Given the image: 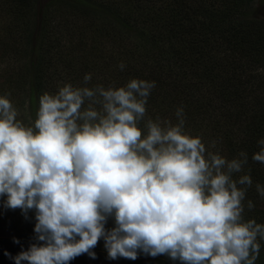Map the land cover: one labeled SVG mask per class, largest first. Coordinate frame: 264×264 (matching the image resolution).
<instances>
[{"label":"clouds","instance_id":"clouds-1","mask_svg":"<svg viewBox=\"0 0 264 264\" xmlns=\"http://www.w3.org/2000/svg\"><path fill=\"white\" fill-rule=\"evenodd\" d=\"M83 79L87 85L91 74ZM154 87L136 78L108 88L66 83L40 97L27 125L9 94L0 96V202L25 219L34 211L36 221L37 242L4 253L14 264L96 259L101 240L110 260L143 254L174 264H256L264 224L243 217L253 181L234 179L247 153L229 160L208 151L185 131L182 107L176 123L157 117L141 127ZM258 143L252 159L264 164ZM256 191L264 197V186Z\"/></svg>","mask_w":264,"mask_h":264},{"label":"trees","instance_id":"trees-1","mask_svg":"<svg viewBox=\"0 0 264 264\" xmlns=\"http://www.w3.org/2000/svg\"><path fill=\"white\" fill-rule=\"evenodd\" d=\"M33 1L9 0L3 2V5L9 7V4L22 3L21 8H24L31 7L28 3ZM63 1L64 7L68 9L82 0ZM145 1H149V4ZM250 2L251 0H124L125 10L118 9L119 13L112 2L109 5L106 3L101 12L100 23L108 26L101 25L96 29V34L107 35L106 43L116 44V41H121L120 35L123 36L124 30L117 33L114 29L115 25L110 19L112 11L120 16L124 26L129 28L127 31L132 29L140 35V40L131 42L124 58H111L105 65L106 70L114 76L113 79L107 77L104 71L102 76L100 73L96 75L97 85L92 82L87 87H119L133 78L154 81L155 87L147 100L146 115L141 127L153 117L176 123L175 113L182 107L186 132L194 131V136L201 137L198 132L203 125L209 129L203 140L206 148L215 137L218 139V152L229 160L238 157L241 151L246 152L248 163L242 172L234 174V179L250 174L253 181L243 201V217L245 220L255 219L257 223L264 224V197L256 191L257 184L264 186V164L252 159L254 153L261 151L262 146L258 142L264 140V85L256 81L257 76L243 79L240 73L232 75L231 78H228L229 75L220 77L219 74L234 53H237V58L248 57L253 63L264 67V32L261 31V22L244 18L243 13L238 10L242 6L250 5ZM223 3L228 7L221 6ZM16 10L19 14L18 8L11 9L14 16H18ZM47 10L43 9L45 14ZM40 21L35 30L40 36L36 45H31L30 38L25 47L23 44L17 45L18 39L9 41L6 38L8 42H0L1 62L12 58V53L21 55L20 61L23 64L16 65L15 68L11 67L13 64H9L8 68L12 70L3 75L5 82L1 85L0 96L9 94L8 98L14 107L24 113V103L29 104V120L25 122L26 125L35 120L39 99L44 93H55L62 82L72 84L76 77L73 61L60 55L57 39L50 36L47 23L42 19ZM21 25L19 22L14 23L15 27L20 28ZM31 26L24 22L26 36L32 35L34 27L30 29ZM82 31L73 26L71 28V35L82 40L80 50H83V54L80 51V55H85L82 59L83 66L76 68L81 72L80 78H84L88 68L85 61L92 56L89 57V53L95 49L93 46L90 50L85 48L86 38L78 37ZM109 31L113 34H108ZM7 44L10 46H3ZM22 48H29L30 55L22 54ZM54 48L56 51L52 53ZM102 50L96 51V57L102 58ZM121 63L125 65L123 70L119 68ZM97 66L94 64V69H98ZM218 78L227 79L222 83L216 81ZM84 86V81L81 80L80 87ZM217 109L220 113L216 112ZM221 111L225 113L221 114ZM249 200L255 205L251 210L247 208ZM106 227H113L111 219ZM12 230L11 227H0L1 264H9L11 260L4 255L5 252L11 256L17 255L14 249L16 245L10 241L9 234ZM17 231L22 232V241L36 240L34 231L27 230L25 222L20 224ZM259 242L264 244V240ZM94 251L97 254L96 259L84 254L70 261V264H174L165 256L152 258L143 254L136 260H110L107 258L103 240Z\"/></svg>","mask_w":264,"mask_h":264},{"label":"rangeland","instance_id":"rangeland-1","mask_svg":"<svg viewBox=\"0 0 264 264\" xmlns=\"http://www.w3.org/2000/svg\"><path fill=\"white\" fill-rule=\"evenodd\" d=\"M9 0H0V42L5 43L8 42L6 38L9 39H18L16 40L17 45L20 46V44H23V47H25V44L29 41L28 38L31 39V45H36L37 42L40 40V36L38 31L35 32L36 26L41 23V19L43 22L47 23V30L50 33V36L53 38H56L58 41V46H60V55L62 57H69L73 61V65L76 67L73 68V72H75L76 77L73 78L72 85L74 87H80L81 80L84 81L81 77L80 70L76 69L77 67H82V59L85 57V55H80V51L82 53V44L80 45L79 38H76V35H71V28L75 29H81L83 30L81 34L78 37L84 36L86 38L87 44H85V48L88 50L91 49V46L95 47V49L92 50L91 53H89V59L86 60L87 65V71L86 74H91V81L85 85L88 86L92 82H94V85H97L96 83V76L98 73L101 74L105 71V74L107 77L113 79V75L106 70L105 65L110 61L111 58L116 59L117 57L123 58L125 57V51L128 47H130V44L132 41H138L140 40V35L135 32L134 30L130 29V31H127L129 28L124 26V22L120 19V16H116L112 11L110 13V19L113 20V24L115 25L116 32L119 33L120 31L124 32L123 36L120 35L121 41H116V44H110L106 43V37L107 35L102 34H96V29L98 27H101L100 18H101V12L104 10V5L107 3L108 5L112 2V5L115 9H117L118 13L120 11L125 10L124 6V0H88L85 2V0H82L81 2H78L76 6H71V8L66 9L63 4H65V1L62 0L63 4L60 0H34L32 3H28L31 7L24 8L22 6V3L17 4H9V7L7 5H3V2H6ZM100 2L102 5H100ZM145 3L149 4V1H145ZM227 4V2H225ZM250 5H245L240 7L238 10H240L244 18L247 19H253V20H259L261 31L264 32V0H251ZM222 4L221 6L228 7V5ZM14 5V6H12ZM34 5V6H32ZM18 8L20 13L18 14L17 10L15 13L18 14V16H14L12 14L11 9ZM147 8V7H146ZM43 9H48L46 11V14L44 13ZM119 9V10H118ZM43 13V16H42ZM78 16V17H77ZM43 17V18H42ZM30 23L32 26L30 29L34 27L32 35L26 36L25 28L23 27L24 22ZM15 22L20 23V28L18 26H14ZM123 25V26H122ZM108 25H103V27H107ZM70 30V31H68ZM30 32V33H31ZM129 33V34H126ZM108 34H113L111 31L108 32ZM20 42V43H19ZM106 43V44H105ZM10 46V44L3 45L5 47ZM29 48L23 49L22 48V54H28ZM102 50V58H98L97 52L99 50ZM86 50V51H88ZM56 50L55 48L52 50V53H54ZM17 52V51H15ZM12 58H8L7 61L1 62L0 61V88L1 85L5 82L3 80V75L6 74V72H10L12 69L8 68L9 64H13L11 67L15 68L16 65L23 64L20 61L21 55H15L12 53ZM79 54V55H78ZM83 54V53H82ZM11 55V54H10ZM30 55V54H28ZM237 53H234L233 57L228 58V65L224 66L220 71V77H226L229 75L228 78H231L234 74H242V78H251L254 76H257L256 81L259 84L264 85V67L259 65L258 63H253V61L250 60V58L242 57L237 58L235 57ZM16 56V57H15ZM242 56V55H240ZM14 57V59H13ZM87 59V58H85ZM94 64L99 69H94ZM81 65V66H80ZM90 66V67H89ZM85 74V75H86ZM69 77V76H68ZM227 79V78H226ZM224 79V80H226ZM93 80V81H92ZM221 78H218V82L223 83L224 81ZM61 82V80H59ZM66 84L65 82H62L59 86H63ZM14 101V99H12ZM227 104V103H226ZM29 107V104L27 102L24 103L25 113L22 111H19L18 119L25 122H28V112L27 108ZM225 108V107H222ZM225 111V110H223ZM216 112L220 113L218 109ZM225 112L221 111V114ZM219 115V114H217ZM215 115V116H217ZM24 119L26 121H24ZM156 117H153V120H155ZM161 119V118H160ZM226 119V118H225ZM208 121V120H207ZM192 136H194V131L188 132ZM202 136V140L205 139L204 136L209 133V129L206 128L205 125H203L202 130L198 132ZM205 143V142H204ZM214 144V147L212 146ZM218 139L215 137L213 140L209 141V144L207 145L208 151L212 152H218ZM219 145V144H218ZM14 214V215H13ZM13 215V217H12ZM19 218L21 219L19 221ZM24 222L27 225V230L31 229L33 231L35 226V213L34 211H31L28 213V219H25L24 215L21 213L20 209L11 210V209H5L2 206V202H0V227L5 228L11 227L13 229L11 231L10 235V241H13L14 238L18 239L20 241L19 244L14 243L16 254H18L21 250H27V248L32 244L36 243V240H30L29 241H22L21 236L22 232L17 231L20 224H24ZM264 244H261L260 249V255L258 260L256 261V264H264ZM1 264V262H0ZM9 264H14L13 260H10ZM26 264V262H25Z\"/></svg>","mask_w":264,"mask_h":264}]
</instances>
